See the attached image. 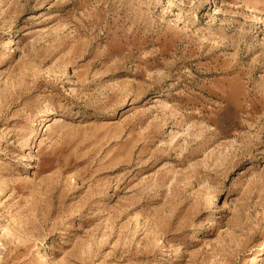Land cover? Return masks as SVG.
<instances>
[{
    "label": "rangeland",
    "instance_id": "rangeland-1",
    "mask_svg": "<svg viewBox=\"0 0 264 264\" xmlns=\"http://www.w3.org/2000/svg\"><path fill=\"white\" fill-rule=\"evenodd\" d=\"M0 264H264V0H0Z\"/></svg>",
    "mask_w": 264,
    "mask_h": 264
},
{
    "label": "bare ground",
    "instance_id": "bare-ground-1",
    "mask_svg": "<svg viewBox=\"0 0 264 264\" xmlns=\"http://www.w3.org/2000/svg\"><path fill=\"white\" fill-rule=\"evenodd\" d=\"M46 120H47V121H49V120H50V119H49V116H48V117H46ZM49 122H50V121H49Z\"/></svg>",
    "mask_w": 264,
    "mask_h": 264
}]
</instances>
